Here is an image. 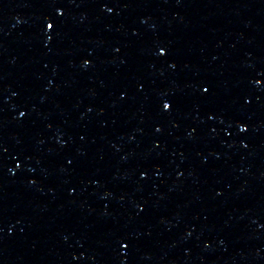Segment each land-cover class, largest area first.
Segmentation results:
<instances>
[{
    "label": "water",
    "instance_id": "water-1",
    "mask_svg": "<svg viewBox=\"0 0 264 264\" xmlns=\"http://www.w3.org/2000/svg\"><path fill=\"white\" fill-rule=\"evenodd\" d=\"M0 264H264V0H0Z\"/></svg>",
    "mask_w": 264,
    "mask_h": 264
},
{
    "label": "snow or ice",
    "instance_id": "snow-or-ice-1",
    "mask_svg": "<svg viewBox=\"0 0 264 264\" xmlns=\"http://www.w3.org/2000/svg\"><path fill=\"white\" fill-rule=\"evenodd\" d=\"M46 27L48 28V29H52L53 27H54V25L52 24V23H48L47 25H46ZM161 55H163L164 54V52H163V50L161 51V53H160ZM85 63L87 64L88 63V61H85ZM204 91L205 92H207L208 91V89L207 88H205L204 89ZM162 107H163V109L164 110H168V109H170V107H171V105L168 103V102H165V103H163V105H162ZM20 115L21 116H23L24 115V113L23 112H21L20 113ZM242 132L243 131H246V129L245 128H243V127H241V129H240ZM125 247H126V245H125Z\"/></svg>",
    "mask_w": 264,
    "mask_h": 264
}]
</instances>
